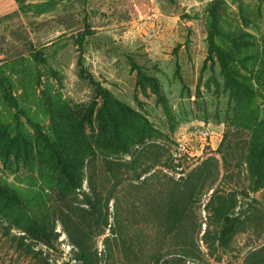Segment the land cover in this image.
<instances>
[{"label":"rangeland","instance_id":"374dc122","mask_svg":"<svg viewBox=\"0 0 264 264\" xmlns=\"http://www.w3.org/2000/svg\"><path fill=\"white\" fill-rule=\"evenodd\" d=\"M182 255L264 264V0H0V264Z\"/></svg>","mask_w":264,"mask_h":264},{"label":"trees","instance_id":"16d2710c","mask_svg":"<svg viewBox=\"0 0 264 264\" xmlns=\"http://www.w3.org/2000/svg\"><path fill=\"white\" fill-rule=\"evenodd\" d=\"M213 209L215 210V213L223 219L222 226H220V229L218 230V239L220 241H225L229 237H231L233 233L235 232L237 228V221L235 217L231 215V213L225 212L224 208L216 206ZM206 235L208 236L207 233ZM84 258H86L85 255H84ZM182 263L183 264L185 263V259L183 258V255L179 256V259L177 260V262H174V264H182Z\"/></svg>","mask_w":264,"mask_h":264}]
</instances>
